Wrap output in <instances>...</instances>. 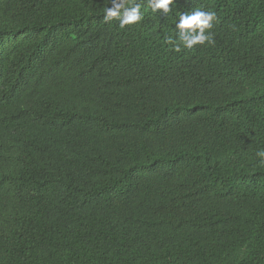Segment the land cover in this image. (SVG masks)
I'll return each mask as SVG.
<instances>
[{
	"label": "trees",
	"instance_id": "1",
	"mask_svg": "<svg viewBox=\"0 0 264 264\" xmlns=\"http://www.w3.org/2000/svg\"><path fill=\"white\" fill-rule=\"evenodd\" d=\"M105 7L0 0V264H264V0Z\"/></svg>",
	"mask_w": 264,
	"mask_h": 264
},
{
	"label": "clouds",
	"instance_id": "2",
	"mask_svg": "<svg viewBox=\"0 0 264 264\" xmlns=\"http://www.w3.org/2000/svg\"><path fill=\"white\" fill-rule=\"evenodd\" d=\"M111 7H105L103 20L111 22L118 20L119 28L123 29L127 25H133L143 20L141 8L145 11L151 10L158 13V10L167 15L172 11L170 6L176 5V0H109ZM217 20L213 11H203L199 8L192 12L179 14L176 23V38L169 36L166 42L174 45V51L180 52L182 49H193L196 45H214V35L210 30ZM256 158L261 166H264V148L256 151Z\"/></svg>",
	"mask_w": 264,
	"mask_h": 264
},
{
	"label": "bare ground",
	"instance_id": "3",
	"mask_svg": "<svg viewBox=\"0 0 264 264\" xmlns=\"http://www.w3.org/2000/svg\"><path fill=\"white\" fill-rule=\"evenodd\" d=\"M168 47V46H167Z\"/></svg>",
	"mask_w": 264,
	"mask_h": 264
}]
</instances>
